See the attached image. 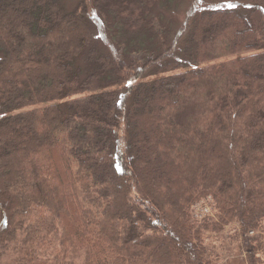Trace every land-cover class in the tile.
Returning a JSON list of instances; mask_svg holds the SVG:
<instances>
[{"label":"trees","instance_id":"obj_1","mask_svg":"<svg viewBox=\"0 0 264 264\" xmlns=\"http://www.w3.org/2000/svg\"><path fill=\"white\" fill-rule=\"evenodd\" d=\"M181 2L0 0V264H261L264 0Z\"/></svg>","mask_w":264,"mask_h":264},{"label":"rangeland","instance_id":"obj_2","mask_svg":"<svg viewBox=\"0 0 264 264\" xmlns=\"http://www.w3.org/2000/svg\"><path fill=\"white\" fill-rule=\"evenodd\" d=\"M65 4L67 5H71L74 2H76L77 0H62ZM189 2L190 0H182L181 4L175 8H172V10L169 13V20H170V24L169 27L170 29L173 30V32H175L179 25H181L183 23V21L185 20V16H186V12L189 6ZM232 8V7H229ZM234 8V7H233ZM251 53L254 52H247V53H241V54H237V55H232L230 57H226L223 60H228V59H236V58H241L244 57L246 55H249ZM222 61V60H219ZM217 61V62H219ZM205 64H200L199 67H202ZM164 75V74H163ZM191 219L194 220L197 223H200L202 221H209V222H213L216 221V212L214 209V204L213 202L209 199H203L200 202H198L197 204H195L192 209H191ZM236 232H239V227L232 223L228 226L224 227V231L221 234L220 238L216 235H212L211 236V240L206 241L209 246L211 247H215L214 249H212V251L214 252V255H218L219 256V260H231V259H235L238 256V243L235 241L231 240V237H235ZM262 232V231H261ZM258 234H254V235H249V237L254 238L256 237ZM241 240V238H239V241ZM262 249L259 253H257L256 257L260 260L261 264H264V233L262 234ZM253 246H257V243H254ZM257 248V247H256ZM242 259L246 258L245 253L241 254ZM218 264H224V261Z\"/></svg>","mask_w":264,"mask_h":264}]
</instances>
